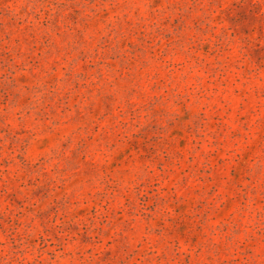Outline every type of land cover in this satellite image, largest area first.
<instances>
[{"label":"rangeland","instance_id":"obj_1","mask_svg":"<svg viewBox=\"0 0 264 264\" xmlns=\"http://www.w3.org/2000/svg\"><path fill=\"white\" fill-rule=\"evenodd\" d=\"M0 264H264V0H0Z\"/></svg>","mask_w":264,"mask_h":264}]
</instances>
